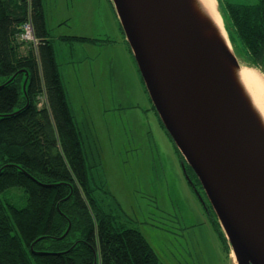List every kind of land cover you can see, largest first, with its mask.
<instances>
[{"label":"trees","instance_id":"obj_1","mask_svg":"<svg viewBox=\"0 0 264 264\" xmlns=\"http://www.w3.org/2000/svg\"><path fill=\"white\" fill-rule=\"evenodd\" d=\"M225 11L238 57L264 73V0L227 3ZM27 19L38 45L22 52L16 35ZM20 71L28 74L25 95ZM15 74L0 88V264H158L144 236L92 193L42 0H0V84ZM39 94L46 100L43 108H37ZM12 191L22 193L15 199Z\"/></svg>","mask_w":264,"mask_h":264},{"label":"rangeland","instance_id":"obj_2","mask_svg":"<svg viewBox=\"0 0 264 264\" xmlns=\"http://www.w3.org/2000/svg\"><path fill=\"white\" fill-rule=\"evenodd\" d=\"M218 1L226 27L227 3L257 2ZM42 4L94 197L144 236L158 264H233L213 211L185 177L110 0ZM68 36L84 39H61ZM19 42L22 52L34 48Z\"/></svg>","mask_w":264,"mask_h":264},{"label":"water","instance_id":"obj_3","mask_svg":"<svg viewBox=\"0 0 264 264\" xmlns=\"http://www.w3.org/2000/svg\"><path fill=\"white\" fill-rule=\"evenodd\" d=\"M110 3L149 99L184 173L186 164L199 181L233 264H264V116L242 78L219 1ZM19 73L25 95L28 74Z\"/></svg>","mask_w":264,"mask_h":264},{"label":"bare ground","instance_id":"obj_4","mask_svg":"<svg viewBox=\"0 0 264 264\" xmlns=\"http://www.w3.org/2000/svg\"><path fill=\"white\" fill-rule=\"evenodd\" d=\"M241 75L244 82L255 95V102L261 108V112L264 116V73L257 68L243 64Z\"/></svg>","mask_w":264,"mask_h":264},{"label":"built area","instance_id":"obj_5","mask_svg":"<svg viewBox=\"0 0 264 264\" xmlns=\"http://www.w3.org/2000/svg\"><path fill=\"white\" fill-rule=\"evenodd\" d=\"M18 31L19 33L16 35V39L18 41L32 40L34 47L36 46L37 39L34 37L33 28L29 19L26 20L24 23H22ZM45 104H46L45 97H43V99H39L38 97L37 108H43Z\"/></svg>","mask_w":264,"mask_h":264},{"label":"snow or ice","instance_id":"obj_6","mask_svg":"<svg viewBox=\"0 0 264 264\" xmlns=\"http://www.w3.org/2000/svg\"><path fill=\"white\" fill-rule=\"evenodd\" d=\"M213 3H214V0H213Z\"/></svg>","mask_w":264,"mask_h":264}]
</instances>
